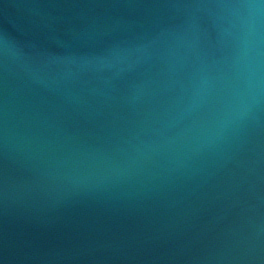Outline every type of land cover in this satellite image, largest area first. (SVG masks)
<instances>
[{
    "label": "water",
    "instance_id": "95a60500",
    "mask_svg": "<svg viewBox=\"0 0 264 264\" xmlns=\"http://www.w3.org/2000/svg\"><path fill=\"white\" fill-rule=\"evenodd\" d=\"M248 2L0 0V264H264Z\"/></svg>",
    "mask_w": 264,
    "mask_h": 264
},
{
    "label": "clouds",
    "instance_id": "9594fccd",
    "mask_svg": "<svg viewBox=\"0 0 264 264\" xmlns=\"http://www.w3.org/2000/svg\"><path fill=\"white\" fill-rule=\"evenodd\" d=\"M250 11L246 22L244 36V52L240 66L250 79H256L261 69V58L264 56V0H249L241 5Z\"/></svg>",
    "mask_w": 264,
    "mask_h": 264
}]
</instances>
